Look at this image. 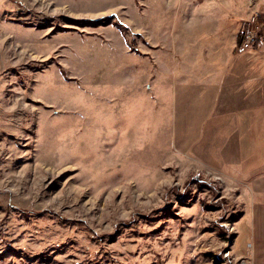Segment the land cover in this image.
<instances>
[{
	"label": "rangeland",
	"instance_id": "rangeland-1",
	"mask_svg": "<svg viewBox=\"0 0 264 264\" xmlns=\"http://www.w3.org/2000/svg\"><path fill=\"white\" fill-rule=\"evenodd\" d=\"M249 33L264 0H0V264H264V135L218 168L172 108L178 49Z\"/></svg>",
	"mask_w": 264,
	"mask_h": 264
},
{
	"label": "crops",
	"instance_id": "crops-1",
	"mask_svg": "<svg viewBox=\"0 0 264 264\" xmlns=\"http://www.w3.org/2000/svg\"><path fill=\"white\" fill-rule=\"evenodd\" d=\"M197 38L211 43L205 34ZM238 38L230 36L227 41L233 43L225 42L221 49L222 42L219 49L204 51L202 58L185 59V65L182 52L187 57L189 51L178 49V99L172 104L178 117V155L205 157L218 168L255 162L261 149L250 141L264 135L259 122L264 113V64L251 59L264 57V51H241ZM249 58L251 63H246ZM230 136L238 139L233 142Z\"/></svg>",
	"mask_w": 264,
	"mask_h": 264
},
{
	"label": "built area",
	"instance_id": "built-area-1",
	"mask_svg": "<svg viewBox=\"0 0 264 264\" xmlns=\"http://www.w3.org/2000/svg\"><path fill=\"white\" fill-rule=\"evenodd\" d=\"M256 37L253 33H249V35H247V38L245 41L242 42V47L244 48H254V46L256 45L257 41H256Z\"/></svg>",
	"mask_w": 264,
	"mask_h": 264
}]
</instances>
